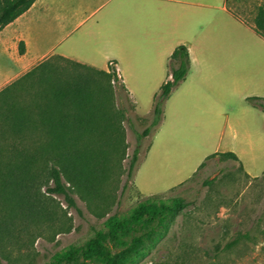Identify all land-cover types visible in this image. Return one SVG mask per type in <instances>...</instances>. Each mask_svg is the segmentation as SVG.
<instances>
[{"label": "trees", "instance_id": "1", "mask_svg": "<svg viewBox=\"0 0 264 264\" xmlns=\"http://www.w3.org/2000/svg\"><path fill=\"white\" fill-rule=\"evenodd\" d=\"M36 1L0 0V32ZM255 32L264 39V6L259 9ZM20 49L26 52L24 43ZM169 71L171 78L153 103L151 126L137 133L139 146L160 128L167 101L191 72L186 46L173 53ZM115 88L132 101L115 62L108 72L55 56L0 91V264H10L17 250L28 248L58 220L55 200L48 195L63 197L79 214L82 210L76 196L98 217L111 213L126 173L127 155L123 126L127 110L118 108ZM247 101L264 108L262 97ZM139 155L138 147L128 182L134 177ZM212 157L241 162L234 152ZM188 205L182 198L141 202L130 212L115 214L94 227L92 237L63 249L46 264H130L150 242L163 236L159 229L167 230L168 222L176 220Z\"/></svg>", "mask_w": 264, "mask_h": 264}, {"label": "rangeland", "instance_id": "2", "mask_svg": "<svg viewBox=\"0 0 264 264\" xmlns=\"http://www.w3.org/2000/svg\"><path fill=\"white\" fill-rule=\"evenodd\" d=\"M194 1L216 7L228 4L247 25L248 29L237 35L244 48L241 91L245 99L211 129L166 124L154 129L139 146L137 133L151 126L153 108L149 116L148 109L141 110L146 117L139 116L129 97L115 88L118 108L127 110L123 125L127 155L123 163L126 173L111 213L98 217L76 196L82 210L79 214L63 197L48 195L55 200L58 220L28 248L17 250L10 264H46L63 249L88 240L94 227L102 226L111 216L128 213L153 198H182L189 205L168 222L167 230L160 228L163 236L150 242L130 264H264V108L247 101L264 98V40L252 30L264 0ZM116 84L114 81L113 86ZM138 147L139 162L128 182ZM218 152L239 153L242 163L209 158Z\"/></svg>", "mask_w": 264, "mask_h": 264}, {"label": "crops", "instance_id": "3", "mask_svg": "<svg viewBox=\"0 0 264 264\" xmlns=\"http://www.w3.org/2000/svg\"><path fill=\"white\" fill-rule=\"evenodd\" d=\"M243 29L247 25L228 4L37 0L0 32V91L55 56L108 72L115 62L136 113L146 117L141 110L151 114L157 93L171 78L169 60L184 45L190 51L191 72L168 100L161 126L211 129L245 99L244 48L237 36Z\"/></svg>", "mask_w": 264, "mask_h": 264}]
</instances>
